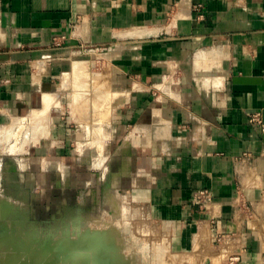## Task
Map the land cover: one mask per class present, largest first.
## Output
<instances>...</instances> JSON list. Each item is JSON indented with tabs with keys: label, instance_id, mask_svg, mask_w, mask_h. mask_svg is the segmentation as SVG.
<instances>
[{
	"label": "crops",
	"instance_id": "0c3cea01",
	"mask_svg": "<svg viewBox=\"0 0 264 264\" xmlns=\"http://www.w3.org/2000/svg\"><path fill=\"white\" fill-rule=\"evenodd\" d=\"M255 114L264 0H0V126L20 119V149L35 144L40 221L91 193L157 264H264ZM204 189L209 212L193 203Z\"/></svg>",
	"mask_w": 264,
	"mask_h": 264
},
{
	"label": "rangeland",
	"instance_id": "374dc122",
	"mask_svg": "<svg viewBox=\"0 0 264 264\" xmlns=\"http://www.w3.org/2000/svg\"><path fill=\"white\" fill-rule=\"evenodd\" d=\"M98 61V64H94V70L102 71L106 69L104 63L101 60ZM18 121V130L12 127L10 122L6 121H4L6 123L0 126V206L8 203L9 206H12V212L16 209L14 212L16 214L13 215L11 212L9 216H7L8 214L5 215L0 210V224L3 222L6 223L8 227H12L15 225V221L20 220L23 222L21 224L23 225L22 228L20 227V232L22 230V233H27L29 236L30 233L31 235L34 233L36 235L33 236H37V240L40 239L42 241L50 239V242H53L55 245L59 243L55 241H59L60 239L63 240V238L69 237L70 235L76 239L84 237L83 234L86 230H93L94 234L97 232L101 234L105 232L115 233L113 246H118V249L120 248L124 255H120L119 257V255L115 253H109L111 252V250H109L110 247L105 250L106 246L102 243L101 253L96 254L97 251L90 250L84 253V255L90 258L86 260L82 258L81 261H77L78 263L74 264H82L84 261L83 264H92L93 259L96 258L100 261L112 260L110 261L112 264H115L117 261H119L120 264H157L156 261L158 262V260H151V254L145 251L146 244H148L147 247H149V241L145 237L138 236L136 238L135 236H129V222L127 221L129 218L120 221V219H122L119 210L120 206L115 205L114 207L112 201L109 200H107L109 208L108 205L91 204V193L87 196H85V194H79L77 196V204L70 207L68 211L61 212L59 216L54 215L56 216L55 221L52 219L53 216H50L47 220H38L33 205V202L37 199V195L35 194V190L30 191V184L28 183V178L30 176L24 172V162L27 160L26 158L28 156L26 153H28L29 147H33L35 144L26 146L24 151L20 149L22 137L24 135L23 132L26 127L21 124L22 122L20 119ZM11 123H13V121ZM86 200H88V203H86ZM114 216H117L116 220L113 219ZM103 218H110V220L104 221ZM77 229L79 232H82L83 229L85 231L79 234ZM28 232L30 233L28 234ZM34 239H36V237ZM68 250L66 257L68 260H60L59 262L57 261L59 258L57 253H59V251L56 248L53 255L54 259H51V263L69 264V257L72 249L69 248ZM105 251L106 253H103ZM160 261L161 260H159V262ZM161 263L174 264L175 262L172 257H169V260L166 259L164 262L162 260Z\"/></svg>",
	"mask_w": 264,
	"mask_h": 264
},
{
	"label": "bare ground",
	"instance_id": "6f19581e",
	"mask_svg": "<svg viewBox=\"0 0 264 264\" xmlns=\"http://www.w3.org/2000/svg\"><path fill=\"white\" fill-rule=\"evenodd\" d=\"M0 210L5 215L8 214L7 216H9L12 212V206H9L8 203L2 204L0 206ZM15 210L13 211L15 212ZM14 212H12L13 215L16 214ZM15 222V225L13 224L14 226L12 227H8L7 224L3 222L0 224V264H53L55 262L52 261L53 263H51V259H54L53 255L56 251V248L59 251V253H57L59 255L57 261L59 262L60 260H68V258H66L67 252L69 251L68 249H72L69 257V264L78 263L77 261H81L82 258H84V260L90 258L87 255H84V253H87L90 250L97 251L96 254L101 253L100 251L102 248V243L106 246L105 250L109 247L111 248H109V250H111L109 253H114L116 251L114 250L116 248L113 246L115 237L114 233L105 232L101 234L97 232L94 234L93 230L85 231L83 229V231H85L84 233L83 231L79 232L77 229L79 234L84 233V237L76 239L71 237V235L69 237L66 235L67 237L63 238V240L60 239L61 242L60 240L55 241L59 242L55 245L53 242H50V239L41 241L40 239L37 240V236H35L36 239H34L35 237L33 235L36 234L33 233L31 235V231L28 232V234L30 233V236L27 235V233H22V230L20 232V227L22 228L23 225L21 224L23 222L20 220ZM103 253H106V251ZM110 261L112 260L108 259L100 261L98 258H96L93 259L92 264H112Z\"/></svg>",
	"mask_w": 264,
	"mask_h": 264
},
{
	"label": "built area",
	"instance_id": "2783aa9c",
	"mask_svg": "<svg viewBox=\"0 0 264 264\" xmlns=\"http://www.w3.org/2000/svg\"><path fill=\"white\" fill-rule=\"evenodd\" d=\"M55 47H60V41H54ZM250 121L262 128L264 131V124L261 122L259 115L255 114L250 117ZM194 205L202 212H209L212 205V195L209 190H199L195 193L193 198ZM220 240V239H218ZM224 264H241V259L237 255L226 258Z\"/></svg>",
	"mask_w": 264,
	"mask_h": 264
},
{
	"label": "water",
	"instance_id": "95a60500",
	"mask_svg": "<svg viewBox=\"0 0 264 264\" xmlns=\"http://www.w3.org/2000/svg\"><path fill=\"white\" fill-rule=\"evenodd\" d=\"M57 216H59V214H56ZM52 219L55 221L56 220V216H53Z\"/></svg>",
	"mask_w": 264,
	"mask_h": 264
},
{
	"label": "flooded vegetation",
	"instance_id": "af4514ba",
	"mask_svg": "<svg viewBox=\"0 0 264 264\" xmlns=\"http://www.w3.org/2000/svg\"><path fill=\"white\" fill-rule=\"evenodd\" d=\"M88 202V200H86V203ZM84 204H85V202H84Z\"/></svg>",
	"mask_w": 264,
	"mask_h": 264
}]
</instances>
